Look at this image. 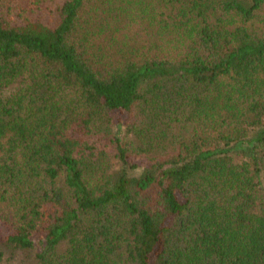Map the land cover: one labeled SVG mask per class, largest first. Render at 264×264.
Segmentation results:
<instances>
[{
    "label": "trees",
    "instance_id": "trees-1",
    "mask_svg": "<svg viewBox=\"0 0 264 264\" xmlns=\"http://www.w3.org/2000/svg\"><path fill=\"white\" fill-rule=\"evenodd\" d=\"M88 2L0 0V264H264V0Z\"/></svg>",
    "mask_w": 264,
    "mask_h": 264
},
{
    "label": "rangeland",
    "instance_id": "rangeland-1",
    "mask_svg": "<svg viewBox=\"0 0 264 264\" xmlns=\"http://www.w3.org/2000/svg\"><path fill=\"white\" fill-rule=\"evenodd\" d=\"M110 3L112 6L109 7V4H105V0H89L86 9H94L92 12L94 31L99 32L104 36L106 33H108V27L112 23V20H107V17H114L116 14H121L118 19L114 20V25L117 23L118 27L121 29V31H118V33L128 34L129 37L134 39V44L136 46H142L144 45L143 43H147L148 39L150 38V35H147V31L149 32V30L145 29V33L142 32L139 23L135 22L132 19V16H130L129 19L125 15H122L123 9L116 8L113 2ZM249 26L256 32H261L263 30L264 25L262 22L261 13L252 19ZM139 32L140 34H138ZM20 83V81L16 82L13 87H19ZM113 117L115 123L120 122L122 124L126 120V116L119 117L117 113H113ZM111 128L113 131L118 130V127L115 125H111ZM120 131L125 135L124 137L128 141L133 139V136L127 132L128 130L126 127H120ZM0 232L6 233V230L4 227H2V225H0ZM42 248L43 242L41 241L40 237L37 236L34 238V248L31 253H5V259L9 260L13 264H32L34 261V255L40 252Z\"/></svg>",
    "mask_w": 264,
    "mask_h": 264
}]
</instances>
